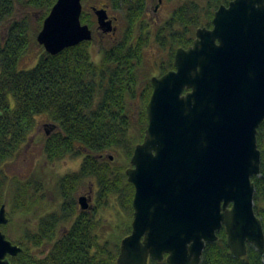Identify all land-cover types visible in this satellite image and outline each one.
<instances>
[{
    "label": "water",
    "instance_id": "95a60500",
    "mask_svg": "<svg viewBox=\"0 0 264 264\" xmlns=\"http://www.w3.org/2000/svg\"><path fill=\"white\" fill-rule=\"evenodd\" d=\"M82 0H57L37 41L51 54L93 39L81 20ZM99 29L115 30L106 9ZM211 28L179 47L174 68L151 77L148 125L126 169L134 185L132 229L118 264H201L209 242L225 229L229 248L264 254V227L254 208L253 177L261 171L257 133L264 120V0H231ZM56 125L54 124V127ZM49 133V132H48ZM111 158H113L111 156ZM83 209L88 198L81 196ZM0 206V225L8 223ZM22 252L0 229V264Z\"/></svg>",
    "mask_w": 264,
    "mask_h": 264
},
{
    "label": "trees",
    "instance_id": "16d2710c",
    "mask_svg": "<svg viewBox=\"0 0 264 264\" xmlns=\"http://www.w3.org/2000/svg\"><path fill=\"white\" fill-rule=\"evenodd\" d=\"M56 1L0 0V206L7 204L9 208V221L0 225V229L7 234L9 226H15L13 217L16 214L31 212L32 206L43 200L37 198L39 190H29L34 182L11 178L1 167L29 140L36 129L37 116L45 114L58 128L45 139L47 159L56 161L81 155L84 159L78 172L60 178L59 204L38 218L36 230L27 224L22 225L20 233H14V237L7 234L22 247V252L8 256L10 264H118L120 241L112 245L110 241L99 240L97 230L101 222L88 212H79L75 193L86 178H95L97 206L117 196L124 212L133 218L135 188L128 181L126 166L131 165L136 144L145 137L146 106L153 89L151 79L139 89L143 46L147 41L142 36L137 40L135 35H141L138 30L145 28L139 25L142 12L139 5L144 0H112L119 8L131 3L130 12L135 11L138 16L130 19L121 39L101 48L98 61L92 52L93 38L58 54L43 49L34 66L20 68L23 56L37 41L43 21ZM230 1L184 3L173 13L166 28L158 31L157 41L162 47H170L173 55L176 46L191 43L198 27H211L215 10ZM30 10L41 13L36 27L32 25L34 15ZM81 20L90 28L96 24L86 11L82 12ZM166 36L170 37L169 41ZM159 67L161 73H165L174 65L171 61ZM137 100L135 118L131 105ZM257 140L261 150V171L252 178L254 208L264 227V120L258 128ZM109 152H118L124 159L113 165ZM70 221V226L45 259L32 253L33 246L39 247L45 239L54 238L59 227ZM131 228V224L126 226V234ZM149 264L169 263L166 259H150ZM201 264H264V254L249 245L244 257L235 256L222 228L218 239L206 244Z\"/></svg>",
    "mask_w": 264,
    "mask_h": 264
},
{
    "label": "rangeland",
    "instance_id": "374dc122",
    "mask_svg": "<svg viewBox=\"0 0 264 264\" xmlns=\"http://www.w3.org/2000/svg\"><path fill=\"white\" fill-rule=\"evenodd\" d=\"M105 1L108 0H85V11L91 15L92 19L96 20L90 5H101ZM182 1L183 0H173L172 5L174 2L181 3ZM193 1L205 3V0ZM30 13L31 15H34V18L31 20L32 25L34 27L38 26V19L41 16V13L38 10H30ZM21 15H24V13ZM114 15L118 14L114 13ZM122 21L123 20L120 18L119 24H122ZM94 29L96 30V34L92 42V52L94 59L98 61L101 48L104 45L113 44L116 40H113L111 36H104L103 38H100L97 32V24H95ZM155 47L152 45L151 48L145 51L144 60L140 68L141 81L139 89H142V87L145 86L147 80L151 79V77L161 75V68L158 65H155L152 60L157 58V56L161 57L166 55V53L162 49ZM43 49L44 47L37 41L33 42L29 51L23 56L20 62V68L21 66L25 68L34 66V64L38 62L37 59L40 57ZM137 103L138 100L135 105H131V112L135 118L137 117ZM37 120L38 123L36 129L31 134L29 140L26 141L21 150L12 159L7 161L1 167V169L11 178L18 177L21 180H29L34 182L35 186L32 185L29 190H39L40 195H37V198L38 200L43 198V200L32 206L33 210L31 212L20 215L16 214L13 217L15 226H9L8 229L10 233H7L11 238L14 237V233H16V235L20 233L22 225L29 224L31 226L41 215H44L47 212L57 208V205L59 204L60 192L59 180L64 174L75 171L78 168L80 159L82 157V155L78 157L67 156L56 161H49L47 159L46 153L44 152V142L46 137L52 134L58 128L54 127V122L45 114L38 115ZM107 154L113 156V158L110 159L113 165L121 162L122 159H124V157L118 152H109ZM129 166L130 165L126 166V169ZM89 186V181L81 183V190H77L75 193L76 198L78 199V197L84 193L87 194L90 191L88 190ZM96 186L97 185L94 184L93 189H95ZM96 191L97 190L91 191L95 198L94 201L92 200L94 205L97 203ZM5 205L8 213L9 208L7 204ZM42 207L45 211H43ZM96 218L101 222L97 230L99 240L101 242L110 241L112 245L115 241L119 240L121 242L122 238L127 235L125 232L126 226L130 225L133 220V218H130L129 214L127 215L126 212H124V209L119 204L117 196H112L108 199L107 203L96 207ZM41 249H44L43 245L39 247L33 246L32 253H37L38 251H41Z\"/></svg>",
    "mask_w": 264,
    "mask_h": 264
},
{
    "label": "flooded vegetation",
    "instance_id": "af4514ba",
    "mask_svg": "<svg viewBox=\"0 0 264 264\" xmlns=\"http://www.w3.org/2000/svg\"><path fill=\"white\" fill-rule=\"evenodd\" d=\"M188 1H193V0H183L181 3H175L174 2L173 5H172L173 0H144V3L142 5H139L140 9L142 10V12H140L141 14H140L139 25H142L145 28L143 30L140 29V31L138 30V32H141V35L136 33L135 39L138 40L142 36L144 38V40L147 41L146 45L143 46L144 55H145V51H147L149 48H151L152 45L154 47L156 46L155 48L162 49L166 53V55H163L161 57L157 56V58L152 60L155 65L161 66V65L168 64L171 61H172V64L174 65V58H175V53H176L177 49L179 47L188 48L194 42V40L196 38V32H195V37L193 38V40L191 41L190 44H187L186 46H184V45L176 46V48L174 50V54L172 55V49L170 47H168V46L162 47L159 44V42L157 41L158 40V31L161 28H164V27L166 28V26L168 25L173 13L180 6H182L184 3H187ZM82 2H83V11H85V8H84L85 0H82ZM228 4H225V5H228ZM90 7H91L92 12L95 15L96 24H97V32H98L100 38H103L104 36H111L113 38V40H116V41L121 39L122 34L125 31L127 24L130 21V19L134 18V16L135 17L138 16V14H136L135 11H133V13L130 12V10L132 9V6H131V3H129V2L126 4H122L120 6V8L115 7L113 5L112 0L105 1L101 5L91 4ZM96 9H106L107 14H108V19L112 21L113 26L115 28L114 31L109 32V33H105L99 29V22H98V16L96 14ZM135 9H137V7H135ZM114 13H116L118 15H114ZM120 18L123 20L122 24H119ZM142 22H143V24H142ZM212 26H213V24H212ZM200 27H202V26H200ZM211 27H209V28H211ZM91 29L93 31V38H94L95 34H96V30L94 28H91ZM165 35L166 34H164V36ZM169 39H170V37L166 36V41H169ZM162 74L163 73H161V75ZM83 159H84V156L81 157L78 168L75 171H72L69 173L78 172L81 168V164L83 162ZM110 159H112V158L110 157ZM69 173H66V174H69ZM85 181L90 182V186L88 188V190H90V191L87 194L84 193L78 197V199H77L78 200V206H79L78 210H79V212H88L91 216L96 217L97 203L94 205V202H92V200L94 201L95 198L91 192L92 190H98V186H96V188L93 189V185L94 184L97 185L96 179L92 178V177H88L83 182H85ZM80 186L76 190H81ZM59 189L62 190L61 188H59ZM81 196H86L88 198L89 207L86 209H83L79 203V198ZM96 200H97V191H96ZM72 221H74V220H72ZM70 224H71V221L68 224L61 225L59 227V229L56 231L54 238H52L51 240L45 239L43 241V244H42L44 246V249L43 250L41 249V251L34 253V255L38 256L41 259H45L50 254L51 247L56 243V241L61 239V237L63 236V233L68 229ZM37 227H38V220H36V222L31 225V228L33 230H36ZM41 248H43V247H41Z\"/></svg>",
    "mask_w": 264,
    "mask_h": 264
}]
</instances>
